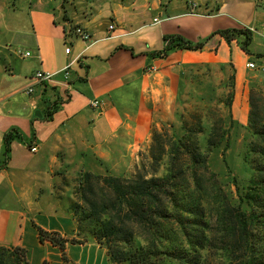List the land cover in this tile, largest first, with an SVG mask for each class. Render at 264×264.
Wrapping results in <instances>:
<instances>
[{"label":"crops","instance_id":"1","mask_svg":"<svg viewBox=\"0 0 264 264\" xmlns=\"http://www.w3.org/2000/svg\"><path fill=\"white\" fill-rule=\"evenodd\" d=\"M107 3L109 15L100 20L75 15L67 21L60 0H0V245L29 249L30 264H110L105 246L92 238L68 244L65 262L59 247L41 241L37 226L82 238L71 209L81 175L131 167L159 107L177 99L180 68L232 62L233 113L244 123L248 83L264 74L246 65H260L264 57L256 56L264 54V0H221L214 13L169 0ZM70 23H83L91 39L73 34ZM228 28L252 30L255 55L243 50L240 38L228 42L218 33ZM174 35L204 47L163 55ZM69 64L65 79L59 70ZM41 69L56 74L35 82L31 76ZM52 105L57 110L47 119ZM11 129L23 139L13 141L5 163L4 136Z\"/></svg>","mask_w":264,"mask_h":264},{"label":"trees","instance_id":"2","mask_svg":"<svg viewBox=\"0 0 264 264\" xmlns=\"http://www.w3.org/2000/svg\"><path fill=\"white\" fill-rule=\"evenodd\" d=\"M218 33L228 42L240 38L243 50L255 55L249 49L252 30L228 28ZM166 40L163 55L173 49L204 47V42L193 43L176 35ZM219 66L225 74L227 68L231 71L223 83L226 92L216 98L224 114L215 124L206 129L200 118L189 125L181 119V132L174 124L172 130L154 131L149 159L132 176L84 172L77 199L71 203L82 238L37 226L41 241L59 247L65 262L70 261L68 244L92 238L105 246L110 264H264V116L256 109L254 90L260 82L250 84L249 95L247 127L254 139L244 161L252 173L247 179L232 176L239 197L233 201L225 194L218 174L210 170L214 153L220 149L226 153L235 123L236 68L232 62ZM56 110V105L50 106L47 119ZM15 139H23L17 129L4 136L5 163ZM209 173L213 181L206 185ZM207 189L217 196L210 210ZM29 256L25 247L0 245V264H30Z\"/></svg>","mask_w":264,"mask_h":264},{"label":"rangeland","instance_id":"3","mask_svg":"<svg viewBox=\"0 0 264 264\" xmlns=\"http://www.w3.org/2000/svg\"><path fill=\"white\" fill-rule=\"evenodd\" d=\"M60 1L62 4L61 8L63 17L67 21H71L70 16L75 15L83 18L84 20L89 18L100 20L101 17L103 18L104 16L109 15V10L112 7V5L107 3L109 0ZM120 1L122 2L124 0ZM169 1L177 2L180 5H186L188 3L189 9L194 8L199 10V12L205 13H214V8L221 2V0ZM111 19L112 18L109 17V21L113 23ZM70 24L71 31H74L76 27H83L90 32V30L85 27L83 23ZM219 65V63H201L185 67L183 69L180 68V73H183V77L181 78L178 88L177 99L173 102L171 100H166L163 106L159 107L157 115L154 117V121L149 131L148 141L145 142L141 148L135 151L133 158L130 160L133 162L131 167L123 174H117L114 173L113 170L110 171L108 169L107 171L105 170L102 175L112 174L117 176H132V174L136 172L137 168L140 167L144 161L147 162L149 159V148L152 143L154 131L164 132L172 130V125L174 124V126H176V128H178L181 132L183 127L182 120L183 122H188L189 125L191 122L196 124L198 118L201 119V122L206 126V129H209L212 124H215L217 119L220 118V115L224 114V108L223 106L217 105L216 98L223 92H226L227 88L223 86V83L231 71L230 68H227V74H225L220 69ZM258 81L260 83L254 89L256 92V109L260 116H264V74L259 73L258 76L253 77V80L248 83L246 99L249 104L250 84ZM234 119L235 123L230 129V144L228 149L224 154L222 149L217 150L214 153L210 170L211 172L218 174L217 178L218 180H221V186L228 199L238 201L239 197L237 195V188L231 179L234 175L247 179L252 173L250 167L244 161V155L249 142L254 139V136L248 129L247 122L244 123L235 116ZM160 170L163 172V169ZM212 178V173L207 174L206 185H209L211 180L213 181ZM207 190V193L205 191V198L207 200L206 206L210 210L215 205L214 202L217 200V196L214 192L209 191V189ZM75 197L77 199V195Z\"/></svg>","mask_w":264,"mask_h":264},{"label":"built area","instance_id":"4","mask_svg":"<svg viewBox=\"0 0 264 264\" xmlns=\"http://www.w3.org/2000/svg\"><path fill=\"white\" fill-rule=\"evenodd\" d=\"M11 1H15V0H11ZM158 22H159V19L155 18L154 19V23H158ZM109 28L111 30H113L115 28V25L114 24H110ZM73 34H75L77 37H79L80 39H83V40H89L92 37V34L86 28H83V27H76L75 30L73 31ZM70 50H71L70 47L66 48V52L69 53ZM29 54H30V52H26V55H29ZM70 65L71 64H69L66 67H64L61 70H59V72H62L64 74L65 79H68L70 77V74H71V72L69 70ZM246 65L249 68L256 69V70H259L261 72H264V57L261 59V64L260 65L256 64V62H254V61H248ZM55 74H56V72H49V71H45V70L41 69V70H37L31 76V78L35 82H47V81L51 80ZM28 91L29 92H33L34 88L32 86H30L28 88ZM99 103L100 102L98 100H94L92 102V105L93 106H98ZM31 150L33 152H36L38 150V146L37 145L32 146Z\"/></svg>","mask_w":264,"mask_h":264}]
</instances>
